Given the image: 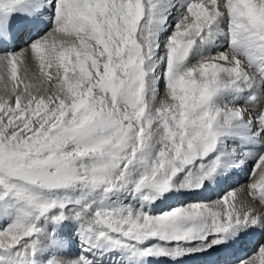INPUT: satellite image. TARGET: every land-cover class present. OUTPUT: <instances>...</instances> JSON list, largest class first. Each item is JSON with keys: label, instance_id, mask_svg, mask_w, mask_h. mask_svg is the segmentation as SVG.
Masks as SVG:
<instances>
[{"label": "snow or ice", "instance_id": "6c2138e0", "mask_svg": "<svg viewBox=\"0 0 264 264\" xmlns=\"http://www.w3.org/2000/svg\"><path fill=\"white\" fill-rule=\"evenodd\" d=\"M0 69V264H264V0H0Z\"/></svg>", "mask_w": 264, "mask_h": 264}, {"label": "bare ground", "instance_id": "6f19581e", "mask_svg": "<svg viewBox=\"0 0 264 264\" xmlns=\"http://www.w3.org/2000/svg\"><path fill=\"white\" fill-rule=\"evenodd\" d=\"M47 31V30H46ZM23 47V46H22ZM30 55V54H29ZM18 67H19V70H20V72L22 73V74H25V68H24V66H21V65H18ZM29 69H32V65H29ZM36 70V69H35ZM5 71V69H0V74H3V73H5L4 72ZM7 71V70H6ZM31 71V70H30ZM32 71L34 72V70L32 69ZM23 76V75H22ZM251 165H252V167H254V168H256V161L254 160L252 163H251ZM251 170V169H250ZM257 170H258V168H257ZM247 171V170H246ZM245 171V172H246ZM248 172V171H247ZM242 173H244V172H241L240 174H239V176L236 178L237 179V182L233 185V187H241V186H245V185H247V183H249L250 182V176L249 177H247L246 178V176L245 175H243L242 176ZM244 178H246V180H245V182H242V180L244 179ZM220 195H223V193H220ZM213 197V196H212ZM211 197V198H212ZM181 200H184V202H188L184 197H181L180 198ZM216 199V198H215ZM77 251V250H76Z\"/></svg>", "mask_w": 264, "mask_h": 264}, {"label": "rangeland", "instance_id": "374dc122", "mask_svg": "<svg viewBox=\"0 0 264 264\" xmlns=\"http://www.w3.org/2000/svg\"><path fill=\"white\" fill-rule=\"evenodd\" d=\"M32 69H33L35 72H38V68H36L34 65H32ZM32 69H29V72H30V73L33 72ZM35 69H36V70H35ZM30 70H31V71H30ZM4 72H5V73H3V74L6 75L7 71L5 70ZM18 75H20V76L24 75V74H22V73L20 72L19 67H18ZM0 91H2V89H0ZM253 161H254V160H253ZM253 161H251L250 164L248 165V169H247L248 172L246 171L245 173H243V174H245L246 178L249 177V172L251 171L250 169L254 168V167H252V165H251V163H252ZM246 178H244V179L242 180V182H245ZM212 199L215 200V198H212Z\"/></svg>", "mask_w": 264, "mask_h": 264}]
</instances>
